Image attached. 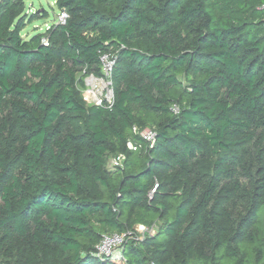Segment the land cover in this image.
Returning <instances> with one entry per match:
<instances>
[{"label": "trees", "instance_id": "trees-1", "mask_svg": "<svg viewBox=\"0 0 264 264\" xmlns=\"http://www.w3.org/2000/svg\"><path fill=\"white\" fill-rule=\"evenodd\" d=\"M54 1L0 0V264H264V0Z\"/></svg>", "mask_w": 264, "mask_h": 264}, {"label": "rangeland", "instance_id": "rangeland-1", "mask_svg": "<svg viewBox=\"0 0 264 264\" xmlns=\"http://www.w3.org/2000/svg\"><path fill=\"white\" fill-rule=\"evenodd\" d=\"M26 4V10L29 15H36L32 23L28 24L26 29L23 31V38L29 39L37 34H43L53 24H58V18L60 10L56 6L54 0H24ZM108 80L98 79L97 82L86 80L85 86L80 87L82 96L84 97L87 104L92 105L94 102V95L104 93L107 91ZM117 165L114 162V158L108 160V168L115 169ZM133 231L138 237L143 238L145 235H154L157 232V228H149L144 223H136L133 227ZM120 251L117 252L119 254Z\"/></svg>", "mask_w": 264, "mask_h": 264}, {"label": "built area", "instance_id": "built-area-1", "mask_svg": "<svg viewBox=\"0 0 264 264\" xmlns=\"http://www.w3.org/2000/svg\"><path fill=\"white\" fill-rule=\"evenodd\" d=\"M68 18L67 13L61 12L58 18V24H65L66 20ZM102 64H103V73L104 77L103 78H98L95 76H90L87 79L91 81L97 82L98 79H105L108 80V86L106 87L107 91L105 94L102 92L94 95V105H102L104 102H107L109 104L113 103V90H112V82L110 81L111 73L113 70L114 66V61L109 55H104L101 58ZM86 79V80H87ZM175 113L178 112V108H174ZM141 135L143 138L149 142H154L155 139V133L153 130H144ZM130 148H132L131 145H129ZM124 161L123 156H118L116 159H114V162L117 165H120ZM132 237V233H124V234H113V235H104L102 241L100 244L97 246V254L99 256H104V257H112L116 259H121L123 258V255L121 254V249L123 245L126 243L127 239ZM120 251L119 254L117 252Z\"/></svg>", "mask_w": 264, "mask_h": 264}]
</instances>
